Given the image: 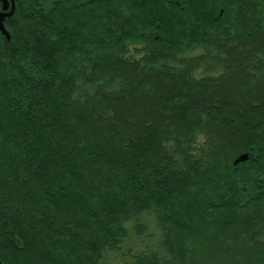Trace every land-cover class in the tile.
<instances>
[{
    "label": "trees",
    "instance_id": "16d2710c",
    "mask_svg": "<svg viewBox=\"0 0 264 264\" xmlns=\"http://www.w3.org/2000/svg\"><path fill=\"white\" fill-rule=\"evenodd\" d=\"M6 28L2 264H264V0H17Z\"/></svg>",
    "mask_w": 264,
    "mask_h": 264
},
{
    "label": "water",
    "instance_id": "95a60500",
    "mask_svg": "<svg viewBox=\"0 0 264 264\" xmlns=\"http://www.w3.org/2000/svg\"><path fill=\"white\" fill-rule=\"evenodd\" d=\"M15 3H16V0H10V2L5 0L4 5H3V10L0 12V32L6 36H8V33L5 28V22L13 16L15 12V8H16ZM247 159H248L247 155L242 156L236 161V164L244 162ZM0 264H2L1 261H0Z\"/></svg>",
    "mask_w": 264,
    "mask_h": 264
},
{
    "label": "bare ground",
    "instance_id": "6f19581e",
    "mask_svg": "<svg viewBox=\"0 0 264 264\" xmlns=\"http://www.w3.org/2000/svg\"><path fill=\"white\" fill-rule=\"evenodd\" d=\"M4 1H5V0H3V5H4ZM7 1L10 2V0H7ZM16 2H17V0H16ZM15 5H16V3H15ZM2 10H3V7H2V9L0 10V12H1ZM15 11H16V8H15ZM14 14H15V12H14ZM14 14H13V16H14ZM13 16H12V17H13ZM12 17H11L10 19H8V20L5 22V28H6V23H7L8 21H10V20L12 19ZM6 31H7V33H8V36L3 35L1 32H0V34L3 35L4 37H6L8 40H10V37H11V36H10V33H9V31L7 30V28H6ZM0 127H1V122H0ZM1 142H2V135H0V144H1ZM247 156H248V155H247ZM241 157H242V156H241ZM239 158H240V157H239ZM239 158H238V159H239ZM238 159H237V160H238ZM248 159H249V156H248ZM248 159H247V160H248ZM247 160H246V161H247ZM244 162H245V161H244ZM241 163H243V162H241ZM235 164H236V162H235ZM239 164H240V163H239ZM236 165H238V164H236Z\"/></svg>",
    "mask_w": 264,
    "mask_h": 264
}]
</instances>
